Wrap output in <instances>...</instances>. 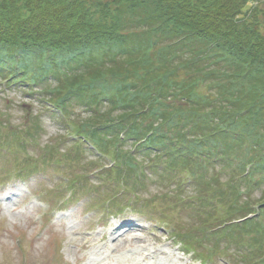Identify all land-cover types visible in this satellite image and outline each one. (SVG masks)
<instances>
[{
	"label": "trees",
	"instance_id": "obj_1",
	"mask_svg": "<svg viewBox=\"0 0 264 264\" xmlns=\"http://www.w3.org/2000/svg\"><path fill=\"white\" fill-rule=\"evenodd\" d=\"M0 76L25 88L57 79L47 101L65 129L116 165L96 172L113 184V203L140 201L150 166L181 194L191 181L194 205L223 208L219 237L255 229L262 242L263 215L231 218L250 211L257 185L264 212V0H0ZM192 235L177 241L207 264L217 244L202 253L208 232L204 244Z\"/></svg>",
	"mask_w": 264,
	"mask_h": 264
},
{
	"label": "rangeland",
	"instance_id": "obj_2",
	"mask_svg": "<svg viewBox=\"0 0 264 264\" xmlns=\"http://www.w3.org/2000/svg\"><path fill=\"white\" fill-rule=\"evenodd\" d=\"M38 80L36 85L25 88L23 85L6 86L0 76V146L6 147L0 148V198L10 197L0 204V264H201L192 251L186 252L181 241H176L177 234L173 233L179 230L199 235V238L192 236L203 244L201 231L208 232V243L200 252L207 254L215 244L218 249L209 255L207 264L262 261L259 256L264 253V238L261 243L252 241L255 229L252 233L247 232L248 229L232 234L228 231L232 238L219 237L225 234L219 229L225 220L222 219L223 208L216 207L218 212L210 210L209 213L202 206L194 205L197 203L193 199L198 195L191 181L183 180L178 186L184 191L181 194L173 188L175 182L157 173L151 174L150 166L137 191L142 201L131 203L127 200L128 191H122L120 196L128 205L121 213H109L114 206L106 201L115 193L110 192L113 184L97 177L95 172H112L116 168L112 157L100 155L101 163L108 166L90 163L92 153L97 152L89 141L65 129L59 116L48 109L53 108L51 102L47 103L48 93L55 88L57 79ZM71 109L78 116L86 115L76 102ZM2 119H7L6 125ZM27 123L31 127H26ZM12 131L19 133L18 138L11 135ZM23 140L26 142L21 145ZM78 141L82 145L81 152L76 151ZM50 151L58 156L52 154L56 159L49 162L45 155ZM27 158L37 160L32 161L37 162V167L30 176L21 178L17 172L21 167L27 168ZM160 167L163 170L164 166ZM30 171L32 169L25 172ZM13 172L16 175L13 176ZM184 178L191 175L185 174ZM72 179H81L76 182L79 195L68 199V184ZM260 189L257 185L251 192L256 201L252 207H247L250 208L248 213H253L251 218L264 216V212L260 215L258 211L257 202L263 199ZM196 200L201 204L199 197ZM261 210L264 211V207L261 206ZM248 213L238 214L231 220L247 219L243 216ZM257 222L263 223L262 220ZM124 223L134 224L133 229L119 230L114 235L116 241L110 229ZM86 234L91 238L89 241ZM251 251L260 252L252 257L249 256Z\"/></svg>",
	"mask_w": 264,
	"mask_h": 264
},
{
	"label": "bare ground",
	"instance_id": "obj_3",
	"mask_svg": "<svg viewBox=\"0 0 264 264\" xmlns=\"http://www.w3.org/2000/svg\"><path fill=\"white\" fill-rule=\"evenodd\" d=\"M133 226L134 224H131V223H124V224H121V225H117V226H114L110 229V234H111V237H114L115 238V233H117L119 230L121 229H128L127 227H129L128 230H131L133 229ZM88 241L91 239L90 236L88 234H86V237H85ZM115 240L117 241V238H115Z\"/></svg>",
	"mask_w": 264,
	"mask_h": 264
}]
</instances>
